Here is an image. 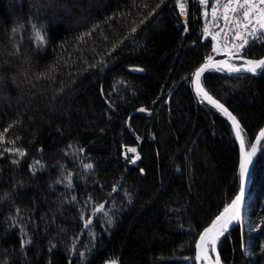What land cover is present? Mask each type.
<instances>
[{"label": "trees", "instance_id": "trees-1", "mask_svg": "<svg viewBox=\"0 0 264 264\" xmlns=\"http://www.w3.org/2000/svg\"><path fill=\"white\" fill-rule=\"evenodd\" d=\"M145 2L157 0H102L87 13V20L77 12L54 22L51 14H39L38 19L29 15L27 0L15 5L13 0H0V69L9 77L15 75L19 83V88H10L9 100L0 101V196L14 187L20 193L13 204H0V260L7 254L10 264H80L78 256L68 251L73 239L79 236L78 251H86L85 244L91 247L88 232L81 234L77 207L59 199L67 191L54 183L60 177L59 164L73 172L74 190L68 194L77 196L79 206L91 197L96 205L110 201L106 205L110 215L124 209L117 212L118 222L110 232L94 223L98 241L93 253L86 252L90 264L109 260L192 264L183 257H194L199 234L237 194L239 149L232 128L223 115L199 101L191 79L207 55L217 60L224 56L212 53L210 40L200 35L199 12L189 0L188 33L182 30L175 0H168L163 15L153 18L150 26L139 25L147 10L137 11V5ZM113 14L115 20L106 19ZM32 23L38 28L44 25L43 43L36 40ZM96 25L92 35H84ZM12 28H17L15 34ZM10 41L17 44L19 54L9 55L14 51ZM113 47L118 55H101ZM249 56L264 57V45L255 44ZM26 58H30L27 64L23 63ZM101 59L107 61L104 71L88 69V64ZM137 68L143 71L133 70ZM48 71L55 82L47 77L36 81V73ZM25 73L36 84L34 89ZM221 83L225 82L217 81ZM62 84L65 94L54 103L51 97ZM206 90L218 98L213 89ZM262 91L264 79L243 80L238 87H229L231 95L222 101L242 119L246 150L264 128ZM140 107L152 116L138 112ZM5 148H21L27 155L17 167L11 160L20 158L4 152ZM79 148L88 158L85 162L96 169L90 177L78 175L79 163L64 155ZM129 148H135L136 154ZM134 155L140 156L135 164L125 160ZM37 160L43 169L35 164ZM30 164L37 169L35 176L28 170ZM113 186L119 191L110 197ZM125 190L133 197L131 206ZM16 207L29 221L25 230L33 237L24 252L19 228H11L8 222ZM85 214H91V205ZM242 218L243 228L235 225L226 234L228 239L221 238L217 250L222 262L248 264L250 259L264 264V228L248 240L251 257L240 250L247 223L264 221V147L254 163ZM51 244L57 247L50 253Z\"/></svg>", "mask_w": 264, "mask_h": 264}, {"label": "snow or ice", "instance_id": "snow-or-ice-1", "mask_svg": "<svg viewBox=\"0 0 264 264\" xmlns=\"http://www.w3.org/2000/svg\"><path fill=\"white\" fill-rule=\"evenodd\" d=\"M18 3H20V0H13V5ZM98 3H102V0H27V7L28 14L32 15L34 19H38L39 14H51L54 22H60L77 12H79L81 19L87 20V13L92 8L97 7ZM187 3L188 0H175L176 7L179 9V16L184 17L182 29L184 33H188L189 31L187 25ZM198 4L203 6V18L205 21H210L212 25L210 29L209 23L206 22L204 24L203 38L208 39L210 37V43L212 45L211 52L216 55H223L225 59L217 60L213 55H207L203 59V62L196 67L195 71L192 73L191 79L194 82L196 96L199 101L204 103L205 107L211 106L212 109H215L221 115L226 117L232 126L235 133V140L239 143V188L235 197L224 206L223 211L212 220L211 225L204 228L199 234V239L195 243L194 257L185 256L183 259L185 261L191 260L192 264H223L221 254L217 251V247L222 243V237L228 239L226 234H229V229L234 223L241 225V228H243L244 221L241 215V208L245 201V184L249 176V167L253 163V157L260 148L264 147V145H261V141L264 140V128H262L259 131V135L256 136V142L247 146L250 150H246V133L242 124V119L238 118V115L234 114V111L230 110L229 106H226V103L222 101L231 95V93L228 92V88L238 87L240 81L252 80L253 78L264 79V57L250 58L249 56V53L252 51L255 44L264 45V0H215L211 5H209V0H198ZM167 6L168 0H157V2L152 4L145 2L142 5H137V11H143L144 9L147 10L139 18L138 24L144 25L145 28L150 26V21L153 18L162 16ZM209 6L211 8L210 14L207 10ZM106 19L115 20V14ZM21 27H23V25H21ZM98 27V25L94 26L92 30L86 32L84 35H92V32ZM31 28L36 40L43 43L45 37L41 33L45 30L44 25L41 24L38 28L37 24L32 23ZM143 30L144 29L142 28L141 31ZM11 32L15 34L17 28H12ZM131 34L132 39L135 40L137 34V26L135 24L131 27ZM80 39H83V36H81ZM124 39L127 40L128 37H125ZM11 43L14 51L10 52L9 55L14 56L19 54L20 49L17 44L15 42ZM120 43L127 47V45L124 44V40H121ZM195 43L196 42L193 41V44ZM112 53L119 54L117 49L113 47L111 51L102 53L101 55L111 57ZM29 62L30 58H26L23 61L25 64ZM106 67L107 61L104 59L88 64V69L98 68L100 71H104ZM133 70L143 71L142 68ZM52 71L55 70L53 69ZM52 71L36 73V81L47 77L55 82V77L52 75ZM24 75L25 79L29 80L34 89L36 84L31 81L26 73ZM217 81H223L225 83L217 84ZM71 83L75 84L76 81L72 80ZM11 87L19 88L17 77L15 75L9 77L2 69H0V101L10 99L9 93ZM206 89H213L218 98H214L212 92ZM64 94L65 86L62 84L59 88V92L54 94L51 97V100L54 103L58 102V96L62 99ZM100 95L102 97L105 96L103 88L100 90ZM133 95H135V93H133ZM253 99H255V97H253ZM259 99L261 103L264 104V91L261 92ZM165 102L167 103V101ZM105 103L108 105L109 110H113L112 104L107 98L105 99ZM153 103H155V101ZM137 111L152 116V112L145 107H140ZM9 127H11V125ZM4 131L7 132L8 128H5ZM101 131H103V129H101ZM152 138L155 139L156 137L153 136ZM2 140L3 137L0 136V141ZM68 147L72 148V145L69 144ZM127 151L136 154L135 148H129ZM4 152H11L20 158H14L11 160V164L17 167L20 165L21 160L27 155V153L21 148H5ZM64 155L66 157L71 156L74 162L79 163L82 171L78 175L90 177L95 173L96 169L94 168L93 163L85 162L88 158L85 156L83 148H79L78 150L74 149L71 153L66 151L64 152ZM139 159V155H134V158L125 156V160L132 164H135ZM35 164L38 165L40 169L44 168V165L38 160L35 161ZM28 170L33 176L36 175L37 169L34 168L33 165L30 164ZM59 170L60 177L57 178L54 183L56 185H62L67 190L60 193L59 199L62 204L74 205L77 207L80 213L79 220L83 222L81 234L86 230L91 236V247L88 244L83 245L86 251H78L77 249L79 236H76L73 239L68 251L73 255L78 256L80 264H90V261H87L86 259V252L89 254L93 253L96 247V242L98 241V237L92 230L94 223L99 222V227L102 228L104 232H110L118 222L116 219L117 212H122L124 209L123 207L115 209L111 211L110 215V211L106 210V205L110 201H105L96 205L91 203V197L85 201L82 207L79 206L77 204V196L68 194L69 191L74 190L73 172L68 171L64 164H59ZM144 171L143 168L139 169L141 175H144ZM19 187H23V185H19ZM101 188H103L102 185ZM118 191L119 189L113 186L109 196L112 197L113 194L118 193ZM18 195H20V193H18L14 187L11 192H5L0 196V204H4L5 202L13 204L15 202V197ZM124 195L127 197V205H133L132 195L127 190H125ZM89 205H91V214L86 217L85 213ZM14 213L15 215H10L8 217V222L11 228H19L21 234L20 250L21 252H24L27 246L33 244V237L25 230L29 221L21 215L19 207L14 209ZM180 227L183 228V224H181ZM262 228H264V221H260L259 224L252 221L247 223V234L242 232L240 242V250L245 257H251L252 254L248 246V240L251 234L260 231ZM63 235H66V233H63ZM56 247V244H51L48 251L51 253ZM262 254H264V248H262ZM0 264H10V259L7 254L3 260H0ZM49 264H51V261H49ZM69 264H73V262L69 261ZM106 264H117V261L109 260ZM248 264H255V262L249 259Z\"/></svg>", "mask_w": 264, "mask_h": 264}, {"label": "built area", "instance_id": "built-area-1", "mask_svg": "<svg viewBox=\"0 0 264 264\" xmlns=\"http://www.w3.org/2000/svg\"><path fill=\"white\" fill-rule=\"evenodd\" d=\"M191 6H193L194 8H196L199 12V19H200V28H199V33L201 36H203V27H204V24L207 22L209 23V27L211 29L212 25L210 23V21H205V19L203 18V15H202V12H203V6H200L198 4V0H189ZM215 0H209V5H211L212 3H214ZM209 11V14L211 13V8L209 6V8L207 9ZM179 11V9H178ZM181 19V22H182V25H183V21H184V17H180ZM209 40H211V38L209 37L208 38ZM219 39V38H218Z\"/></svg>", "mask_w": 264, "mask_h": 264}, {"label": "water", "instance_id": "water-1", "mask_svg": "<svg viewBox=\"0 0 264 264\" xmlns=\"http://www.w3.org/2000/svg\"><path fill=\"white\" fill-rule=\"evenodd\" d=\"M220 60V59H219ZM192 85H193V89L195 90V85H194V82H193V80H192ZM196 92V91H195ZM206 102V101H205ZM226 118V117H225ZM228 121V120H227ZM229 122V121H228ZM229 124H230V122H229ZM230 126H231V124H230ZM231 128H232V126H231ZM232 131H233V129H232ZM233 134H234V137H235V133H234V131H233ZM259 135V133L256 135V136H258ZM263 141V140H262ZM261 141V142H262ZM237 142V141H236ZM256 142V137H255V139L253 140V142H252V144H254ZM237 145H238V149H239V143L237 142ZM249 150H250V148H249ZM258 152H259V150L257 151V153H256V155L253 157V163L250 165V167H249V176H248V178H247V180H246V184H245V197H246V194H247V191H248V189H249V187H250V184H251V179H252V173H253V167H254V163H255V160H256V157H257V155H258ZM243 206H244V203H243V205H242V208H241V215H242V212H243ZM223 211V210H222ZM221 211V212H222ZM219 215V214H218ZM215 219V218H214ZM211 225V224H210ZM209 225V226H210ZM235 225H237V224H233L231 227H230V229L232 228V227H234ZM208 226V227H209ZM199 239V238H198ZM218 251V250H217Z\"/></svg>", "mask_w": 264, "mask_h": 264}, {"label": "rangeland", "instance_id": "rangeland-1", "mask_svg": "<svg viewBox=\"0 0 264 264\" xmlns=\"http://www.w3.org/2000/svg\"><path fill=\"white\" fill-rule=\"evenodd\" d=\"M215 54V53H214ZM216 55V54H215ZM225 59V58H224ZM104 264H106V262L104 263Z\"/></svg>", "mask_w": 264, "mask_h": 264}]
</instances>
